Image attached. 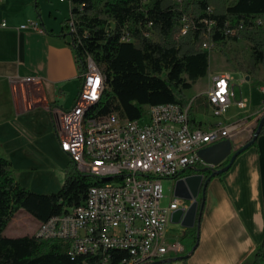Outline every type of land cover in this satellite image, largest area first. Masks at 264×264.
<instances>
[{
    "label": "trees",
    "instance_id": "16d2710c",
    "mask_svg": "<svg viewBox=\"0 0 264 264\" xmlns=\"http://www.w3.org/2000/svg\"><path fill=\"white\" fill-rule=\"evenodd\" d=\"M35 6L39 7L38 0ZM70 17L74 20L72 33L67 26ZM184 17H190L193 26L187 34L180 35ZM204 20L216 22L210 32ZM150 22L153 25L148 28ZM241 24L242 29L225 34ZM59 36L68 38L79 74L86 70L88 57L103 74L104 89L90 116L99 118L117 113L122 118L137 120L145 117L149 106L188 107L190 100L185 91L209 72L212 49L204 50V43L225 46L228 42L247 41L251 69L263 65L264 0H148L146 4L142 0H71L70 16ZM188 116L192 127L203 124L192 105ZM196 171L206 178L213 172L207 168L193 172ZM104 182L79 172L71 160L62 188L55 193H38L23 187L14 177L12 162L0 156V264H127V250L113 252L110 263H103L98 255L71 256L66 241L42 239L36 234L14 238L4 235L19 210L40 221L41 228L50 218L64 216L83 204L89 189ZM204 206L205 203L198 209L199 226L188 229L185 235L192 239V250L198 245ZM186 260L183 258L181 262ZM262 262L264 242L256 250L253 264Z\"/></svg>",
    "mask_w": 264,
    "mask_h": 264
},
{
    "label": "built area",
    "instance_id": "2783aa9c",
    "mask_svg": "<svg viewBox=\"0 0 264 264\" xmlns=\"http://www.w3.org/2000/svg\"><path fill=\"white\" fill-rule=\"evenodd\" d=\"M142 2L146 4L148 0ZM204 23L208 25V32L216 25L214 20H204ZM152 25L150 22L147 27ZM181 25L180 35H185L193 22L184 17ZM67 26L69 33L74 32L72 17ZM0 27L6 28L7 23L2 21ZM242 28L241 24L225 34H234ZM20 29L45 32L38 21L32 20ZM146 36L150 33L146 32ZM213 47L214 44L203 45L204 50ZM79 78L80 90L73 107L58 118L56 134L61 150L79 172L95 177L118 174L119 182L91 187L83 204L73 207L64 216H54L44 222V228H38L36 236L68 242L73 257L98 255L103 263H110L112 253L119 252V244H127L128 264H172L168 260L170 254L178 256L184 252V247L179 242L168 245L167 229L171 213L183 201L174 199L168 206L161 204L163 180L176 181L190 175H185L189 170L210 167L197 154L206 146L224 140L235 144L243 135L250 140L264 116V99L254 118L228 123L203 121L195 127L191 126L188 116L193 99L188 107L179 104L149 106L145 117L137 120L122 118L117 113L92 117L88 127L90 143L81 144L78 111L90 98L101 93L102 79L95 72V62L90 57ZM35 81L38 78H26V82ZM260 90L264 95V85ZM205 94L216 118L225 116L233 102L241 110L248 107V100H235L233 78L228 72L213 75Z\"/></svg>",
    "mask_w": 264,
    "mask_h": 264
},
{
    "label": "crops",
    "instance_id": "0c3cea01",
    "mask_svg": "<svg viewBox=\"0 0 264 264\" xmlns=\"http://www.w3.org/2000/svg\"><path fill=\"white\" fill-rule=\"evenodd\" d=\"M30 20L38 21L45 32L20 29ZM66 20L56 29L37 11L35 0H0V24L7 23L6 28L0 27V155L11 161L16 154L28 158L33 149L43 153L46 146L40 138H54L58 118L73 107L77 98L80 86L75 55L68 38L59 36ZM238 72L244 76L243 81L256 85L260 95L258 100L252 92L249 95L247 117L254 118L263 105L260 87L264 85V64ZM28 77L38 81L26 82ZM70 98L71 106L67 102ZM206 106L209 108L207 102ZM246 141L245 135L240 136L233 143L235 150ZM23 218L31 219L27 215ZM171 225L167 229L169 246L183 242L187 233V229ZM20 233L16 227L8 230L13 236L10 238L19 237ZM263 242L264 133L226 173L209 182L198 245L193 253L190 254L189 239L184 252L178 256L171 253L168 260L174 259L172 264H253L255 252ZM184 256H188L185 262L175 260Z\"/></svg>",
    "mask_w": 264,
    "mask_h": 264
},
{
    "label": "rangeland",
    "instance_id": "374dc122",
    "mask_svg": "<svg viewBox=\"0 0 264 264\" xmlns=\"http://www.w3.org/2000/svg\"><path fill=\"white\" fill-rule=\"evenodd\" d=\"M181 2V0H175ZM37 11L43 16V19L52 24L56 29L61 28V21L69 18V12L71 2L66 0L65 3H60V0H38ZM213 10L214 8L211 7ZM32 12L37 14L36 9L32 8ZM188 20H191L188 17ZM251 50L250 43L240 40L238 42H228L225 46L214 45L209 56V72L204 78H200L194 86L185 91V95L189 100H195L193 107L195 114L197 113V119L204 122H217L223 121L224 123L231 122V120L246 118L248 114V107L245 110L237 108L233 102L225 116L216 118L211 113V110L206 106V90L211 82L213 73H222L225 71H232V78L234 84L235 100L241 99L249 100V95L252 92L254 99H259L260 95L256 90V85L243 81L244 76L238 72V69L251 68ZM80 78L78 83L80 86ZM254 91V92H253ZM72 99H68L67 102L71 106ZM57 126V125H56ZM55 130V128H54ZM54 138L45 136L40 138L45 143L43 153L38 150H32L29 157L16 154L12 156L14 161H11L8 157H4L12 162L15 179L23 186L34 192L38 193H55L58 192L66 179V170L71 162V158L61 153L60 142L58 140L56 132H53ZM246 136V135H245ZM35 141V140H34ZM41 142V141H40ZM39 147L41 144L36 143ZM1 156V155H0ZM192 170L185 173L192 174ZM175 182L171 179L163 180V194L161 204L168 206L172 201L174 195ZM30 216V220L23 218V216ZM16 223H15V220ZM37 219L30 215L27 211L21 209L9 222L4 235L9 236L8 230L16 227L20 229L24 235H35L40 224L37 223ZM17 226H16V225ZM173 225L169 224L168 227ZM16 235V236H18ZM188 238H184L183 242H180L182 246H186Z\"/></svg>",
    "mask_w": 264,
    "mask_h": 264
},
{
    "label": "water",
    "instance_id": "95a60500",
    "mask_svg": "<svg viewBox=\"0 0 264 264\" xmlns=\"http://www.w3.org/2000/svg\"><path fill=\"white\" fill-rule=\"evenodd\" d=\"M264 126V116L260 119L258 127L254 132L252 139L246 142L239 149L235 150L231 140H224L217 144L206 146L200 149L198 156L208 165L207 169L213 170L211 176L205 177V174L197 172L178 179L175 182L174 197L182 200V205L170 215V223L179 225L184 229H192L196 225L199 226L198 209L205 203V189L212 178L226 173L234 164L237 157L245 150L249 149L260 135L261 129ZM228 159L229 163L223 167L224 162ZM186 203H189L186 205ZM194 250H191L190 254ZM185 257H178L176 261H181Z\"/></svg>",
    "mask_w": 264,
    "mask_h": 264
},
{
    "label": "bare ground",
    "instance_id": "6f19581e",
    "mask_svg": "<svg viewBox=\"0 0 264 264\" xmlns=\"http://www.w3.org/2000/svg\"><path fill=\"white\" fill-rule=\"evenodd\" d=\"M95 72H97L98 77L102 79L101 93H97L96 95H94L93 98H90L88 102H86L85 105H83L82 108L79 109L78 111L77 125H78V134H80L81 144L90 143V128H88L90 127V122L92 121V116H90V111L99 102L101 94L104 89L103 74L101 72V69L96 65V63H95ZM97 177L105 180V182L100 185H111L119 182L118 174H109V175H103ZM41 228H44V225ZM119 250H127V244H119ZM125 262L128 264V261Z\"/></svg>",
    "mask_w": 264,
    "mask_h": 264
},
{
    "label": "flooded vegetation",
    "instance_id": "af4514ba",
    "mask_svg": "<svg viewBox=\"0 0 264 264\" xmlns=\"http://www.w3.org/2000/svg\"><path fill=\"white\" fill-rule=\"evenodd\" d=\"M243 145H244V144H243ZM243 145H242V146H243ZM238 149H239V148H238ZM223 167H224V165H223Z\"/></svg>",
    "mask_w": 264,
    "mask_h": 264
}]
</instances>
